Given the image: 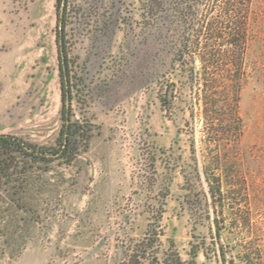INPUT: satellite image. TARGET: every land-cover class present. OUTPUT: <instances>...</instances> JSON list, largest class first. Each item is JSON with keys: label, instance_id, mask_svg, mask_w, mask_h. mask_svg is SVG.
I'll return each mask as SVG.
<instances>
[{"label": "rangeland", "instance_id": "374dc122", "mask_svg": "<svg viewBox=\"0 0 264 264\" xmlns=\"http://www.w3.org/2000/svg\"><path fill=\"white\" fill-rule=\"evenodd\" d=\"M56 2L0 0V134L45 147L64 123ZM63 7L67 108L89 138L70 163L0 154V264H123L151 224L185 261L264 264V0L238 101L223 79L209 117L141 0Z\"/></svg>", "mask_w": 264, "mask_h": 264}, {"label": "trees", "instance_id": "16d2710c", "mask_svg": "<svg viewBox=\"0 0 264 264\" xmlns=\"http://www.w3.org/2000/svg\"><path fill=\"white\" fill-rule=\"evenodd\" d=\"M64 2L66 0L56 2L64 121L60 136L54 146L45 147L12 134H0V154H28L45 161L63 159L70 163L80 153L83 142L88 141L89 134L76 126L67 108V103L73 99V80L67 51L64 50V21L61 18ZM252 3L253 0H141L143 20L159 21L166 25L168 35L171 32L175 63H179L180 70L196 87L198 95L203 94L207 117L220 101L217 95L226 87L223 79L230 80L236 103L238 101L237 94L246 73L244 57ZM196 61H199V67ZM211 192L215 194L213 188ZM148 234L127 248L123 264H142L144 261L149 264H197L196 250H193L190 261L182 258L174 243L168 250H162L159 224H151Z\"/></svg>", "mask_w": 264, "mask_h": 264}, {"label": "water", "instance_id": "95a60500", "mask_svg": "<svg viewBox=\"0 0 264 264\" xmlns=\"http://www.w3.org/2000/svg\"><path fill=\"white\" fill-rule=\"evenodd\" d=\"M213 228L215 230V225L214 224H213ZM215 237L217 238V234H215ZM217 246H218V253H219L220 258H221L220 260L222 261L221 252H220V248H219L218 242H217Z\"/></svg>", "mask_w": 264, "mask_h": 264}]
</instances>
